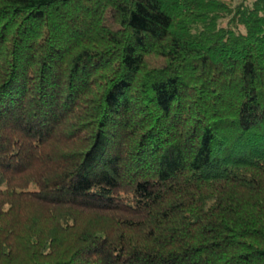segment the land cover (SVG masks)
<instances>
[{
	"label": "trees",
	"instance_id": "obj_1",
	"mask_svg": "<svg viewBox=\"0 0 264 264\" xmlns=\"http://www.w3.org/2000/svg\"><path fill=\"white\" fill-rule=\"evenodd\" d=\"M0 264H264V0H0Z\"/></svg>",
	"mask_w": 264,
	"mask_h": 264
}]
</instances>
